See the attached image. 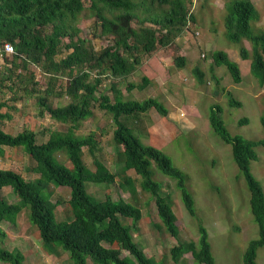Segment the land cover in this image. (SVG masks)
<instances>
[{
	"label": "trees",
	"instance_id": "trees-1",
	"mask_svg": "<svg viewBox=\"0 0 264 264\" xmlns=\"http://www.w3.org/2000/svg\"><path fill=\"white\" fill-rule=\"evenodd\" d=\"M193 4V0H0V45L5 42L14 45V52L5 56L2 64H5L2 70L9 71L5 79L25 86L27 94L36 97L39 116L48 114L67 126L66 130L49 129V136L43 142L38 141V133L32 129L25 128L12 134L0 126V156L4 154V146L22 147L36 161L34 170L39 174L35 179H27L18 171L0 168V262H25L22 250L6 248L8 233L2 224L7 221L16 225L19 214L26 209L30 221L38 227L44 245L58 244L69 251L73 264H166L149 257L134 238L132 227L142 218L140 207L123 198L116 200L110 194L105 199H98L88 192L86 182L112 184L115 173L96 157L97 133L80 134L79 130L83 122L94 114L96 104L112 115L115 126L113 140L121 147L117 160L121 163V170L125 173L135 170L141 178L143 190L156 198L164 226L177 236V215L171 198L161 194L162 184L153 179L151 167L155 162L162 173L177 179L184 203L195 215V200L186 185L185 173L164 151L144 144L121 119L123 115L138 116L152 108L163 116H167L169 111L157 98L126 100L118 87L119 81L111 82L112 99L101 91V83L105 78L116 77H120V82L126 81L138 70L141 62L137 55L139 51L152 54L158 47L170 45L186 27H190V23L195 22ZM226 6L225 34L230 41L240 45L243 59H251V72L264 85V30L254 28L260 13L253 0H229ZM84 10L86 16L96 17V23L101 27L100 35L112 36L111 45L97 51L89 40L78 36L79 29L75 25ZM244 39L251 43V51L243 44ZM65 50L68 53L56 59ZM19 59L24 66L31 62L45 68L50 75L46 88L40 85L32 72L27 78L16 73L14 79V67H19ZM175 60L180 68L185 67V57L178 56ZM214 62L225 65L236 83L242 81L239 63L230 59L226 51L217 50ZM196 73L202 79L203 73L199 68ZM62 75L68 76V83L66 87H56L57 79ZM149 81L145 75L143 83L137 86L143 89ZM30 83L33 84L28 87ZM134 87V83H129L127 89ZM54 96H67L70 101L53 106L49 100ZM231 104L241 105V102L231 98ZM6 106V101L0 100V121L13 118L11 112L2 111ZM221 112L220 105H212L210 123L213 130L232 146L234 160L251 192L252 213L259 226V237L250 241L244 263L258 264L257 251L264 246V187L253 174L251 162L258 159L256 147L264 146V139L232 135L220 116ZM243 122H248V119ZM101 130L103 134L108 132L104 128ZM85 147L93 157L95 170L83 158ZM60 153L65 154L71 167L61 162ZM52 184L70 188L72 218L57 219L56 209L60 201L52 200ZM4 187H11L19 198L17 202H10L2 194ZM122 187H130L132 194L136 193L132 177H126ZM124 217L132 219V224L124 223ZM200 232L198 244L181 242L172 248V259L176 264H181L188 251L200 263L215 264L206 227L201 225ZM124 252L128 254L124 255Z\"/></svg>",
	"mask_w": 264,
	"mask_h": 264
},
{
	"label": "rangeland",
	"instance_id": "rangeland-1",
	"mask_svg": "<svg viewBox=\"0 0 264 264\" xmlns=\"http://www.w3.org/2000/svg\"><path fill=\"white\" fill-rule=\"evenodd\" d=\"M193 13L196 20L186 27L184 32L170 45L160 46L152 54L139 51L141 60L138 70L129 75L126 81L120 82V77L105 78L101 83L102 92L114 99L111 82L119 81V88L126 100L157 98L164 103L169 113L160 114L155 108L135 115H123L122 121L132 128L144 144L155 146L170 156L174 165L186 176V185L191 191L196 214L187 209L178 181L162 173L155 162L152 164L153 179L162 184L161 194L171 198L174 212L177 215L178 235L171 234L164 226L158 214L156 198L141 187V178L135 170L127 173L121 170L118 160V147L113 140L114 124L112 115L93 107L94 114L83 122L80 134L94 131L99 139L96 157L101 160L111 172L115 173L112 184H95L86 182V188L93 197L105 199L110 194L114 199L123 198L131 201L142 210V218L132 227L135 240L145 248L149 257L158 263L176 264L172 259V248L181 242L198 244L200 227H206L215 264H245L244 254L251 240L259 237V226L252 213L251 192L246 180L234 160L231 144L225 142L212 128L210 123L211 106L222 107L220 113L229 132L241 135L247 139H264V85L251 72V59H243L240 45L233 43L225 34L226 3L229 0H193ZM260 13V19L254 22V28L264 30V0H253ZM89 3L86 4V7ZM134 25H137L134 22ZM75 27L79 29L78 36L89 40L94 49L100 51L113 43L112 36L100 35L101 27L96 23L95 16H86L85 10L80 13ZM199 32L197 34L196 32ZM68 41V38H66ZM243 44L251 51L252 45L247 40ZM217 50L226 51L230 59L239 63L242 81L236 83L225 65L214 62ZM67 50L60 52L56 59L64 57ZM185 57L186 65L180 68L176 58ZM19 67H14L16 73L35 74L43 88H46L50 75L43 66L29 63L24 66L22 59L17 61ZM199 68L203 77L196 73ZM3 66L0 68V100L7 106L2 111H9L13 118L0 121V126L7 132L17 134L25 128L38 133V141H46L49 129H67L61 122L53 120L48 114L39 116L36 97L29 96L25 86L12 84L5 79L9 74ZM150 81L144 88L137 85L143 83L144 76ZM68 76L58 77L56 87H66ZM136 87L128 90V84ZM30 83L28 87H31ZM25 85V84H24ZM13 87V88H12ZM231 98L241 102V105L231 104ZM67 96L52 97L49 102L53 106L67 104ZM131 120L128 123V120ZM248 119V122H243ZM102 128L107 129L103 134ZM4 154L0 156V168L13 169L27 179H35L36 161L22 147L4 146ZM258 159L251 162V170L264 187V146L256 147ZM63 164L71 167L64 153L58 155ZM83 158L88 166L95 170L93 157L84 148ZM126 177H132L136 193L122 187ZM52 200L60 201L56 209L58 220L72 218L69 204L71 191L69 187L51 185ZM2 194L10 201L17 202L18 197L11 187H4ZM124 223L131 225L132 219L123 218ZM8 233L5 246L15 247L26 256L24 264H73L70 252L58 244L44 245L40 231L28 217L24 209L18 217L17 224L9 222L2 224ZM55 250H50V248ZM128 254L127 252L123 253ZM257 263L264 264V246L258 248ZM0 264H8L0 262ZM181 264H206L198 262L191 251L184 254Z\"/></svg>",
	"mask_w": 264,
	"mask_h": 264
},
{
	"label": "built area",
	"instance_id": "built-area-1",
	"mask_svg": "<svg viewBox=\"0 0 264 264\" xmlns=\"http://www.w3.org/2000/svg\"><path fill=\"white\" fill-rule=\"evenodd\" d=\"M199 34V32H196ZM14 52V46L12 43L6 42L0 45V62H4L5 56H10Z\"/></svg>",
	"mask_w": 264,
	"mask_h": 264
},
{
	"label": "clouds",
	"instance_id": "clouds-1",
	"mask_svg": "<svg viewBox=\"0 0 264 264\" xmlns=\"http://www.w3.org/2000/svg\"><path fill=\"white\" fill-rule=\"evenodd\" d=\"M6 43V42H5ZM9 43H11V42H9ZM2 45V44H1ZM14 46V45H13ZM4 62H0V68H2V66L4 67V65H2Z\"/></svg>",
	"mask_w": 264,
	"mask_h": 264
}]
</instances>
